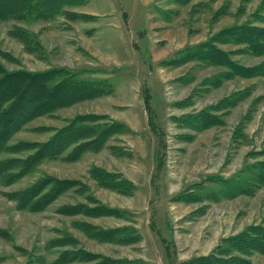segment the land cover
Here are the masks:
<instances>
[{
    "label": "rangeland",
    "instance_id": "obj_1",
    "mask_svg": "<svg viewBox=\"0 0 264 264\" xmlns=\"http://www.w3.org/2000/svg\"><path fill=\"white\" fill-rule=\"evenodd\" d=\"M34 16L0 17L7 72L113 90L7 140L0 264H264V249L232 241L264 231V52L227 32L264 29V0H73ZM203 45L249 73L178 61ZM208 109L217 122L193 119Z\"/></svg>",
    "mask_w": 264,
    "mask_h": 264
},
{
    "label": "trees",
    "instance_id": "obj_2",
    "mask_svg": "<svg viewBox=\"0 0 264 264\" xmlns=\"http://www.w3.org/2000/svg\"><path fill=\"white\" fill-rule=\"evenodd\" d=\"M71 1L73 0H0V17L21 21L26 16L35 15L34 17L42 20L49 16V14L58 12V9L64 3H70ZM19 31L23 33L24 38L28 34L24 30ZM227 32L231 36L234 35L233 39L236 43H246L250 49L257 53L264 52V29L241 25L232 27ZM215 57L218 59H214ZM189 58L227 65L231 74L234 75L242 74L246 71L247 74L249 73L239 63L231 61L223 51L210 48L207 45H203V47L197 50L187 51L178 61L188 60ZM56 72L62 73V71L54 70L34 74L25 71L7 72L0 65V153L6 150L7 140H9L12 134L31 119L50 113L60 105L81 99L103 97L113 90L112 86L102 82L92 83L80 80L55 82L54 79L58 74ZM148 106L150 107V105ZM193 119L205 122L212 120L213 123L219 120L209 109L203 110ZM112 125L117 130L124 128L123 124L120 123H113ZM64 132L65 130L59 132L58 135ZM112 133V131H106L98 134L99 136H96L97 141L99 142L101 139L102 141L106 140L107 136ZM64 139L65 141L68 140V138L64 137L60 140L63 142ZM5 166L3 163H0V170L5 171ZM260 168L262 169L261 178L264 182V163L261 164ZM255 230L258 232L257 235L250 232L242 233L239 236H234L235 238L232 241L237 242L240 250L248 249V247L264 249V231L260 228H256ZM260 235H262V238H259ZM197 261L201 264L202 262L212 264H241V260H232L233 263L218 258L216 254L201 257ZM100 264L103 263L100 262Z\"/></svg>",
    "mask_w": 264,
    "mask_h": 264
},
{
    "label": "crops",
    "instance_id": "obj_3",
    "mask_svg": "<svg viewBox=\"0 0 264 264\" xmlns=\"http://www.w3.org/2000/svg\"><path fill=\"white\" fill-rule=\"evenodd\" d=\"M165 63H168V62L166 61ZM115 93H117V92H115Z\"/></svg>",
    "mask_w": 264,
    "mask_h": 264
},
{
    "label": "bare ground",
    "instance_id": "obj_4",
    "mask_svg": "<svg viewBox=\"0 0 264 264\" xmlns=\"http://www.w3.org/2000/svg\"><path fill=\"white\" fill-rule=\"evenodd\" d=\"M69 129V128H68Z\"/></svg>",
    "mask_w": 264,
    "mask_h": 264
}]
</instances>
